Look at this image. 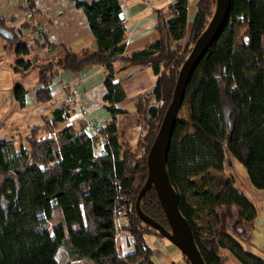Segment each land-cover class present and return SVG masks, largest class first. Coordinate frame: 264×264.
Here are the masks:
<instances>
[{"label": "trees", "instance_id": "1", "mask_svg": "<svg viewBox=\"0 0 264 264\" xmlns=\"http://www.w3.org/2000/svg\"><path fill=\"white\" fill-rule=\"evenodd\" d=\"M216 3L198 0L187 34L188 0H175L169 6L170 17L158 11L157 39L125 55L120 1H78L96 48L74 52L65 47L63 58L46 64L40 63L39 54L27 57L32 47L26 34L8 25L14 18L0 15V27L13 33L5 38L4 49L16 55L14 72L39 69L36 102L51 100V84L62 71L78 73L102 65L107 89L103 102L110 114L94 135L85 132L83 120L59 129L70 114L64 104L51 118L45 117L43 125L30 127L27 146L0 140V264H159L148 237L164 235L137 213L136 198L148 179L147 152L170 106L180 67L210 22ZM29 5L33 18L31 0ZM230 8L220 33L187 80L181 105H188L189 118L176 115L165 164L179 210L190 222L205 263L226 264L223 249H228L239 264H264L236 238L256 208L234 185L233 176L220 177L210 186L209 171L224 170L230 154L244 165L252 184L264 189V0H232ZM238 26L244 27L239 45ZM29 27V21L20 25ZM37 33L44 37L35 40L37 51L58 46ZM121 60L125 66L150 67L157 75L152 94L140 96L134 106L142 127L136 144L116 119L117 114L129 113L116 105L125 97L123 85L115 80L114 63ZM13 90L24 106L28 89L15 84ZM43 126L46 134L41 135ZM98 143L102 154H97ZM139 201L142 212L170 231L152 185ZM209 205L219 211L214 219L204 225L196 222L198 211ZM57 209L61 216L55 221ZM119 217L123 222L118 224ZM119 231L133 239L129 254L119 251ZM60 252H65L63 260Z\"/></svg>", "mask_w": 264, "mask_h": 264}, {"label": "crops", "instance_id": "2", "mask_svg": "<svg viewBox=\"0 0 264 264\" xmlns=\"http://www.w3.org/2000/svg\"><path fill=\"white\" fill-rule=\"evenodd\" d=\"M36 13L32 18L28 8L27 0H0V15L10 20L8 25L17 27L21 33H25V38L29 37L30 31L36 26L41 30L45 39L52 44L58 45L53 49V55L58 59L66 55L65 47L71 48L74 52H79L84 48L94 50L96 40L89 26L84 10L77 5L78 1L92 2L95 0H31ZM121 5V15L125 20V55H129L134 50L144 48L143 46L154 42L158 35L155 30L158 11L163 12L164 17H170V4L175 0H119ZM198 0H188L187 5V25L188 34L193 26V19L197 13ZM29 21L31 27L20 28L21 23ZM5 37L0 36V57L6 58L9 54V70H13L16 55L13 51L4 49ZM43 52L34 48L31 49L27 57L38 55L40 62H44ZM6 68L0 66V71L6 73ZM7 68V69H8ZM115 80L123 85L125 97L117 102V106L129 111L128 114H117L116 119L120 125H126L129 138L136 144L140 133L138 118H136L135 104L140 96L151 95L157 82V75L150 67H140L137 65L125 66L123 61H115ZM13 83L22 85L28 89L26 103L11 114L8 123L11 138L8 141L15 143L14 133L23 134V138L29 134L30 127L37 124L43 125L45 117L51 118L56 108L66 104L69 107V116L64 123L59 125V129L65 125L77 126L80 120L85 123V132L94 135L97 130L109 120V111L104 107L103 96L107 92L105 80V67L102 65H91L83 71L72 73L62 71L58 78L51 84L50 101L45 103L36 102L35 89L39 87V69L31 70L26 74L14 72ZM7 75V74H5ZM40 104H45L40 107ZM4 123H2L3 125ZM0 126V129L2 128ZM46 131V130H45ZM25 141V140H24ZM103 153L102 144L98 143L97 154ZM123 222V218H118V224ZM117 244L122 255L129 254L134 250L131 237L121 231L117 235ZM148 246L153 250L155 259L159 264H181L180 252L178 249L169 246L164 238L149 236ZM169 248L170 257L164 249ZM182 254V253H181ZM180 258L179 263L177 259ZM78 262V261H76ZM74 262V264L76 263Z\"/></svg>", "mask_w": 264, "mask_h": 264}, {"label": "water", "instance_id": "3", "mask_svg": "<svg viewBox=\"0 0 264 264\" xmlns=\"http://www.w3.org/2000/svg\"><path fill=\"white\" fill-rule=\"evenodd\" d=\"M231 1L232 0H217L216 10L209 20L210 22L202 31V34L196 39L190 54L187 56L188 58L180 67V72L176 79L177 83L173 90V97L169 104L170 106L164 114L159 132L147 152L148 179L140 188L135 204L137 213L147 222L153 224L157 232L164 235L174 246H177L181 253L189 259L191 264L206 263L201 256L198 246H196L190 222H188L179 210L176 190L170 183L165 163L171 143V127L176 115L181 109V103L185 97V88L188 83L187 80L227 21L226 19L231 9ZM0 36L10 39L13 37V33L8 28L0 27ZM149 185H152L155 189L157 198L163 206L170 231L156 222L152 217L150 218L146 213L142 212L139 207V200L143 193L146 192Z\"/></svg>", "mask_w": 264, "mask_h": 264}, {"label": "rangeland", "instance_id": "4", "mask_svg": "<svg viewBox=\"0 0 264 264\" xmlns=\"http://www.w3.org/2000/svg\"><path fill=\"white\" fill-rule=\"evenodd\" d=\"M244 27L238 26L237 27V37L236 43L237 45L241 44L242 36L244 34ZM26 42L35 49V38H34V30L30 31L29 37L25 38ZM36 50V49H35ZM6 58L0 57V66L9 67L10 59L9 54ZM46 64V62L44 63ZM6 68V73L4 71H0V126L2 123V128L0 129V140H8L11 138V134L9 133L8 127H10V123H8V119L10 115L15 113L16 109L18 108V101L14 94V85L17 83H13V78L15 76L10 68ZM7 74V75H5ZM40 107H44L45 104H40ZM179 117L189 118L188 116V105L183 104L181 110L179 112ZM46 127L43 126L40 133L41 135L46 134ZM140 134L142 133L141 127L139 128ZM15 145L19 147V144H23L25 146V139L23 138V134H15ZM213 180L210 183V186H216L217 180L220 177L230 178L233 176L234 178V185L250 200L253 204L254 208H256V214L254 218L250 221H247L244 225V233L239 234L236 236L240 244H242L245 250H248L255 255H260L264 260V189L257 187L256 185L252 184L248 173L245 170L244 165H242L239 161H237L232 155L229 154L228 156V166L224 170L216 171L214 169L209 171ZM219 211L214 209L211 205L209 207H205L202 210L198 211L196 222L200 224H205L210 222L214 219V214L218 213ZM60 210L57 209L55 221L60 219ZM165 242L179 250L177 246H174L170 240L166 237H163ZM165 252L172 257V254L169 252V248L164 246ZM180 258L182 259L181 264H187L185 259L183 258L181 251ZM223 252L226 256V264H239L236 257L231 255L228 249H223ZM60 260L65 258V252H60L59 255ZM180 258H173L177 259V263H179ZM75 264H86L84 261H78Z\"/></svg>", "mask_w": 264, "mask_h": 264}, {"label": "built area", "instance_id": "5", "mask_svg": "<svg viewBox=\"0 0 264 264\" xmlns=\"http://www.w3.org/2000/svg\"><path fill=\"white\" fill-rule=\"evenodd\" d=\"M27 5H28V8H29V10H30V16L32 17V9H31V7H30V5H29V0H27ZM39 31H41L40 29H35L34 30V38H35V40L36 39H38L39 41H44V37L43 36H41V35H39L37 32H39ZM43 55H44V57H42L43 58V60H44V62H40V63H48L49 61H56L58 58L57 57H55L54 55H53V49L52 48H50V47H47L45 50H44V52H43ZM141 130H142V127H141ZM131 239H132V237H131ZM133 240V239H132Z\"/></svg>", "mask_w": 264, "mask_h": 264}]
</instances>
